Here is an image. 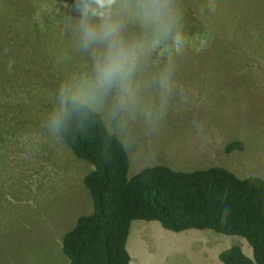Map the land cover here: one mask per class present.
<instances>
[{"label": "rangeland", "instance_id": "obj_1", "mask_svg": "<svg viewBox=\"0 0 264 264\" xmlns=\"http://www.w3.org/2000/svg\"><path fill=\"white\" fill-rule=\"evenodd\" d=\"M13 1L16 7L0 0V264H70L63 238L93 211L84 181L93 165L50 132L47 119L60 84L86 72L90 60L74 43L73 0ZM176 3L185 49L144 51L134 76L135 120L121 133L98 111L128 151L129 177L165 164L264 178V0ZM128 28L142 34L134 16ZM170 59L177 89L163 116L146 119L144 109L159 106L155 81ZM238 140L242 149L225 150ZM245 242L212 229L173 231L134 220L127 248L131 264H224L220 253Z\"/></svg>", "mask_w": 264, "mask_h": 264}, {"label": "trees", "instance_id": "obj_2", "mask_svg": "<svg viewBox=\"0 0 264 264\" xmlns=\"http://www.w3.org/2000/svg\"><path fill=\"white\" fill-rule=\"evenodd\" d=\"M8 1L16 7V1ZM60 134L93 165L84 180L93 211L79 216L63 238L70 264H131L127 242L134 220H157L173 231L212 229L242 236L253 258L234 244L220 253L221 261L264 264V178L239 177L223 166L183 171L165 164L129 177L128 151L98 111L78 114ZM236 148L243 142L232 141L225 150Z\"/></svg>", "mask_w": 264, "mask_h": 264}, {"label": "clouds", "instance_id": "obj_3", "mask_svg": "<svg viewBox=\"0 0 264 264\" xmlns=\"http://www.w3.org/2000/svg\"><path fill=\"white\" fill-rule=\"evenodd\" d=\"M68 7L75 14L74 43L88 55L90 66L60 84L47 127L60 134L78 114L104 110L110 124L122 133L136 118L138 89L134 76L144 51L165 47L180 55L185 49L182 12L176 0H73ZM131 16L141 24L140 36L129 32ZM155 83L160 101L158 107L144 109L149 120L165 114L177 89L171 59Z\"/></svg>", "mask_w": 264, "mask_h": 264}, {"label": "crops", "instance_id": "obj_4", "mask_svg": "<svg viewBox=\"0 0 264 264\" xmlns=\"http://www.w3.org/2000/svg\"><path fill=\"white\" fill-rule=\"evenodd\" d=\"M246 243V242H245ZM247 245L246 246H243L242 248H243V250H244V252H245V249L246 250H248L249 251V255L248 256H250L251 258H253V249H252V247H251V245L249 244V243H246ZM250 245V246H249ZM242 246V245H241Z\"/></svg>", "mask_w": 264, "mask_h": 264}]
</instances>
